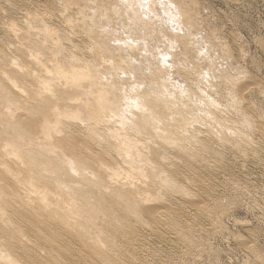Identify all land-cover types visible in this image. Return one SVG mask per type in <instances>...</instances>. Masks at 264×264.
Wrapping results in <instances>:
<instances>
[{"label": "clouds", "instance_id": "9594fccd", "mask_svg": "<svg viewBox=\"0 0 264 264\" xmlns=\"http://www.w3.org/2000/svg\"><path fill=\"white\" fill-rule=\"evenodd\" d=\"M177 6L188 25L177 37V59L186 53L202 62L204 47L222 63L218 89L227 118L198 126L163 120L168 132L159 137L154 166L141 169L131 186H114L78 160L79 183L70 185L57 225L74 247L55 264H264V15L255 27L217 24L200 0ZM196 29L207 44L190 41ZM197 99L209 106L206 93ZM151 118L145 113V122ZM37 147L21 138L25 168L44 167ZM10 184L0 177V264H53L23 224L24 197Z\"/></svg>", "mask_w": 264, "mask_h": 264}, {"label": "bare ground", "instance_id": "6f19581e", "mask_svg": "<svg viewBox=\"0 0 264 264\" xmlns=\"http://www.w3.org/2000/svg\"><path fill=\"white\" fill-rule=\"evenodd\" d=\"M114 1L112 3L113 5ZM124 1L127 4H124V6H128V10L130 9V11L133 13L131 14L135 19L132 17L131 18L135 22H140L142 26L143 24L144 26H149L148 21L155 19L153 18V15L156 14L155 7H158V2L156 0ZM161 1L164 2L163 0ZM165 1L166 2L164 3V6H162L164 15L167 14L171 18H174L175 21L177 20V25H180L179 27H183V22L181 23L180 20L183 12L177 6V0ZM105 4H108V0ZM141 4H143V7L139 6ZM116 5L117 4L112 7L115 9ZM133 5H136V7H133ZM30 17L31 16H29V21ZM150 17L151 20H149ZM31 18H34L32 21L33 23L37 21H35V17ZM103 20L105 21V18ZM84 22L86 23V21H83V26H85ZM36 24L35 28L38 29V25ZM149 24L150 26L152 25L151 23ZM12 27L14 26L12 25ZM26 29L28 30V27H26ZM30 29L28 32L26 30L23 31L27 32V36L29 38ZM48 29H46V31L49 37L55 39V37H53V34L55 36V33L48 31ZM95 29L97 30L96 27ZM169 30L170 29L166 28L164 32L171 37V40L174 43H170L175 46V43H180V41L177 40V37L180 35L179 33L176 34L178 31L172 33V31L170 32ZM41 31L44 30L40 29V32ZM10 32L11 34H16L15 31L12 33V30H10ZM43 34L46 35L45 32ZM21 35L24 36V34ZM100 35L102 38L104 37L102 34ZM17 36H19L18 33ZM49 37H47V39ZM26 38L25 40H29ZM56 39L59 43L60 40L57 38V36ZM22 40L24 41L23 38ZM22 40H20V42ZM105 40L106 42L109 41V39ZM25 42L22 44L26 46L27 44H25ZM57 42L55 41L54 44ZM30 43H32L31 40L28 44L30 45ZM111 43L110 45H115ZM205 43H207V41L204 42V44ZM22 44L21 46H23ZM40 44L42 45V43ZM93 44H91V46ZM107 44L104 45L102 42L99 43V51L93 46V49L96 50V53L93 52L95 56L97 55V52L98 55L99 53L101 55V51L102 55L105 56L104 51L107 52L112 48H107V46L109 47ZM120 44L122 43L119 42L118 45ZM118 45L114 46L109 54L108 52L106 53L109 55H107L109 64H112V68H114L116 71H124L125 73H123L125 76L126 74L129 76L130 73L132 76L129 80L130 82L132 79L130 83L131 86L127 85V83V86L122 85L120 82L122 79L119 80V78L117 79L120 83L118 81L115 82L111 77L112 75L109 76L110 74L107 73L109 72L108 70L111 71V66L109 68L107 63H103L106 68H109H107V72H105L106 68L103 70V65L100 67L96 66V63H94L95 65L91 64L93 60L91 61L90 58H92L94 55H92L91 50L90 54L87 53L89 56H92L90 58L87 57L91 63L86 61V59L81 60L82 57L79 59V56L77 57L75 54L73 55V51V53L70 52V56H67L69 62L66 63L65 67L61 65V63L58 61L59 59H55V56L52 57V60L49 58L51 63L49 62L48 64L46 63L48 60L45 59L46 62H44L37 54L32 53L33 51L26 54L27 58L31 60V64L33 65L31 67H28L27 64L23 60H20L16 55L12 54V57H8L6 53H0V165H2L0 166V177H6L7 180L11 181L9 187L14 186L15 190L19 191L20 195L24 197L22 210L26 211L22 217V222L33 230L38 239L41 253L46 259L53 261V264H55L56 261H62L64 259L62 253L67 254V252L70 250L67 249L66 243L64 241H61V243L58 242V240L62 239L63 237L73 240L70 234L61 232L57 225L59 223V208L64 203V197L69 192L70 185L79 183L78 175L76 174L77 169L75 167L77 161L79 160L88 162L93 170V174L103 173L105 178L108 179V181L114 186L118 187L124 183H128L131 186V184L135 182L136 177L141 169L154 166L153 157L157 152L160 151L159 145L164 143V140L159 139V137H165L166 133L168 132V129L163 126L162 121L168 120L173 124V126L179 125L183 121L184 123H187L189 126H191L192 122L190 120L195 119L192 114V117L190 114H184L185 109L183 112L182 108L178 107V102L180 99H183V97L181 98L172 92L169 93V87L167 89L164 86L165 84L163 85L162 83H157L160 80L159 78L158 81L155 80L157 81L155 85L157 84L159 87L161 85L163 88L161 91L151 89L147 84V80L144 81V79L138 78L137 75L134 74L135 71H133L134 67L132 68V64L136 63V55H129V50L128 52L126 50L129 48L130 52L132 53L135 51H140L141 54L139 55H142V53L145 51L142 47L143 44H141L142 48H140V44L124 43L121 46ZM33 46L34 44H32V47ZM36 46L40 45L37 44ZM97 46L98 44L96 47ZM54 47L56 48V45H54ZM41 48L38 49L40 50ZM59 48L57 49L59 50ZM48 49L49 48L46 46V49H42L40 51L41 53L39 52L38 54L42 55V52H44V55L46 50V56H48V53H50V51L48 52ZM29 50L30 49H28V52ZM50 50L52 52L54 49L51 47ZM145 52L147 53L149 51ZM51 55L49 56L51 57ZM177 57L178 56H176V59ZM172 58L175 59L171 53H161V55H158L159 63H157L161 71H158L159 73L162 74L163 71L167 72V70H171L169 68H172L174 64L173 62L170 64L171 62L169 59ZM142 59L143 58H141V60ZM155 60L157 61V59ZM178 63L179 62H177V64ZM180 64L182 65V63ZM158 66L156 67L157 69L155 68L156 70H159ZM175 66L173 67L174 69ZM130 67L133 70H131ZM167 67L168 69H166ZM164 72L163 74L165 75ZM148 73L151 74V72ZM141 75L142 74H140V76ZM163 79L165 80V78ZM200 79L202 80V78ZM22 84L25 87H21ZM151 84L154 85V83ZM183 91L181 92L185 93L184 98L193 94L187 93V90L184 89ZM26 92L30 95L24 96ZM193 95L190 96V98L192 97L193 99ZM21 96H24L25 102L23 103L19 100V97ZM196 101H193L195 103V108L198 106ZM189 102H192V100ZM214 103L215 102L212 104ZM211 106L209 107L211 108ZM210 112H212V110ZM145 113L152 114V118L148 122H145ZM212 114H214V112H212ZM186 115H189V119L186 117ZM211 123L213 122L211 121ZM22 137L27 138L29 142H34L36 145H38L36 149L37 152H42L43 157L46 158L42 159V164L44 167L41 170L37 171L33 169H27L22 164V157L19 156L17 151ZM149 141H151V143H149ZM85 171H87V169H85ZM17 203L19 204L20 201H17ZM53 253H55L56 256H54Z\"/></svg>", "mask_w": 264, "mask_h": 264}, {"label": "rangeland", "instance_id": "374dc122", "mask_svg": "<svg viewBox=\"0 0 264 264\" xmlns=\"http://www.w3.org/2000/svg\"><path fill=\"white\" fill-rule=\"evenodd\" d=\"M113 1L114 0H108V4H105V3H107V0H103V1L102 0H0V53H6V55L8 57H12V54L16 55L20 60H23L27 64L28 67H31L33 65L31 64V60L29 58H27L26 54L33 51L32 53L37 54L40 58H42V60L44 62H46V60H48L46 62L48 64H49V62L51 63V61H49V58H50V60H52V57L55 56L56 57L55 59L56 60L59 59L58 61L61 63L62 66L65 67L66 63L69 62V60L67 59V56H70L71 53H73V51H74L73 55L75 54V56H77V57L79 56L78 57L79 59L82 57L81 60L86 59V61H89V63H91L90 60L91 61L93 60V62L91 64L96 63V66H100V67H101V65H103V70H104V68H106V66L104 64L107 63L109 68L111 66V68H110L111 71L108 70L109 68L107 67L108 69L106 68L105 72H107V70H108L109 72H107V73L110 74L109 76L112 75L111 77L113 78V80L115 82H117L118 81L117 78H119V80L122 79L120 81L122 85L131 86L130 83H131L132 79L130 82H129V80H130V77H132V76L130 75V73H129V76L127 74L125 76L124 71H121V70L116 71L114 68H112L113 65L109 64V59H108L107 55L110 53L112 48H114V46H117L119 44V42H121L122 44H120L118 46H121L124 43L140 44V48L143 47L144 48L143 50L149 51V52L146 53L144 51L142 53V55H139V54H141L140 51H138V52L135 51L134 53H132V52H130L129 48L126 50L127 52L129 50V52H128L129 55L133 56V54H134L137 56V57L135 56V58H136L135 62L136 63L132 64L133 65L132 68L134 67V70L130 67V69L135 71V73L133 71H131V72H133L135 75H137L138 78H142V79H144V81L147 80V84L153 90L156 89L157 91H161L163 89L161 87V85H160V87L157 86V84L155 85V83L160 79L157 83L158 84L162 83L163 85L165 84L164 86L167 89L169 87V89H170V90H168L169 93L172 92L173 94H177L181 98L183 97L184 101H183V99H180L181 102L180 101L178 102V107L182 108L183 112L185 109L184 114L185 113L190 114L191 117L193 115V117L195 119L190 120V121L192 123L196 122L197 126H198L199 122H202L205 120L208 121L209 124H212L211 121L219 123L221 120L226 119L227 113H225L223 111V109H224L223 94H222L221 90L218 89V83H219L218 77L220 76V74L223 70L222 63L219 62V60H213L212 57H209L208 53L204 47H201V49L199 50V53H198V55L201 58H204L202 60V62L201 61H193L191 58H189L187 56L186 53L180 59H176V56L180 55L176 51L177 48L179 47V45H178L179 43H177V44L175 43V46L173 44H171L170 42H172V43H174V42L171 40V37L168 36L164 32V30H166V28H168V29H170L169 30L170 32L172 31V33H175V31L176 32L178 31L176 34L179 33V35H181V33H184V31L188 27L187 23H185V20H184V15H183L184 13L182 14L183 19H182V16L180 19L181 23L182 22L184 23V24L182 23V26L184 27L183 28V27H179L180 25H177V20L175 21L174 18H171L167 14L164 15V10H163L162 6H164V3L166 1L163 0L164 2H162L160 0V2H159V0H156L158 2V7H155L156 17H155V15H153L154 16L153 18H155L154 20H151V17H150L149 20H151V21H148V25L150 26L149 23H151L152 25L149 28V26H147V25L144 26V24H143V26H142V24L140 22H135L134 20H132V18L133 19H135V18L132 17L133 13L130 11V9L128 10V6H124V4H126L124 0L123 1L119 0L121 2V4L118 0L114 1V5L117 4L115 6L116 10L114 9V7H112V6H114L112 4ZM200 3L202 5V7L206 8L208 10V18H209L210 22H214L217 24L225 22L227 20V21H231L234 24H239L240 26H243L244 24H249V25L255 27L257 24L258 18L261 17L262 15H264V0H200ZM110 10H112V11H110ZM126 13H129V14H126ZM105 15H106V17H105ZM108 15L111 19L108 17ZM29 16L35 17V21L37 20L36 21L37 24L35 21H34L35 23L32 22L34 20V18L32 19L30 17V21H29ZM104 18H105V21L103 20ZM25 20H26V22H25ZM83 21H86V23L84 22L85 26L82 25ZM30 22L34 25V28ZM68 22H70V23H68ZM18 24H19V27H18ZM35 24L38 25L37 26L38 29L35 28L36 27ZM185 24H186V26H185ZM12 25L14 27H12ZM22 25H23V28H22ZM25 26L28 27V30L31 28L29 31L30 38L27 36L28 30L26 29ZM93 26H94V28H93ZM97 26H99V27H97ZM95 27L97 28V30L95 29ZM146 27H147V29H146ZM10 28H12V29H10ZM18 28H19V30H18ZM44 28H46V29L49 28L48 31H50V32L52 31V33H55V36L53 34V37H55V39L49 37L46 29H44ZM9 29L12 30V33L15 31L16 34L15 33L14 34L16 36L14 34H11ZM20 29H22V30H20ZM40 29L44 30V31L40 32ZM93 29L95 30V32ZM24 30H26L27 32L26 31L23 32ZM32 30H34V31L36 30V31L34 32ZM197 31H198V33H197ZM9 32H10V34H9ZM42 32L43 33L45 32L46 35L43 34ZM200 32H202L201 29H196V30L191 31V36L189 39H190V41H192L194 43V45H196V44L200 45L202 42H203V44H204V42H206L204 36ZM17 33L19 36H17ZM41 33H42V35H41ZM21 34H24L25 37ZM56 34H58V35H56ZM100 34H102V36H104V37L102 38ZM56 36L60 40L62 45L60 44V42L59 43L57 42L58 40L56 39ZM16 37H18V38H16ZM47 37H49V38L47 39ZM22 38L24 39V41L22 40ZM25 38L29 39V40H25ZM50 38H51V40L52 39L53 40L51 41ZM32 39H33V41H32ZM105 39H107V40L109 39L110 43L112 41L111 44H115V45H113V46L110 45L109 41L106 42ZM20 40H22V41L20 42ZM30 40L32 43H30V45H29L28 43L30 42ZM167 40H170V41H167ZM55 41L57 42L56 44H54ZM216 41L218 44H221V46H226V45L222 44V42L219 40V37H216ZM24 42H25V44H27L26 45L27 47L24 44H22ZM101 42L104 43V45H106L108 43L107 45H109V47L107 46V48L112 47L111 50L110 49L108 51L106 50L108 52V54H106L107 52L104 51V54L107 58L104 55H102V51H101V55L99 53L100 57L98 55V52H97L96 56L94 54V53H96V50L99 49V43H101ZM20 43L23 46H21ZM36 43L40 46H36L37 45ZM40 43H42V45ZM93 43L94 44L97 43L98 46L96 47L97 44L94 45ZM32 44H34V46L36 48L34 46L32 47ZM52 44L56 45V48ZM57 44H58V47H57ZM91 44H93V45L91 46ZM141 44H143L144 46L142 45V47H141ZM205 44H207V43H205ZM176 45H178V46H176ZM43 46L45 49H46V46H47V48H49L48 52L50 51V53H48V54L49 55L52 54L51 57L49 55H48L49 57L46 56L47 55L46 50H45L44 55H43L44 52H42V55L38 54L42 49H44ZM50 46L52 47V49L55 50V51L54 50L52 51L53 53L50 50L51 49ZM59 46H60V48H59ZM93 46L96 50L93 49ZM25 47H26V49H25ZM38 48H41V49L39 50ZM57 48H59V50ZM28 49H30L29 52H28ZM156 49H158V50H156ZM63 50L66 52H64ZM70 50H72V51H70ZM90 50L92 51V55L94 54L93 57L91 55L90 56L88 55V54H90ZM10 53H11V55H10ZM22 53H23V55H22ZM112 53H116V52H112ZM161 53H163V54L164 53H171L174 56V58L177 60L176 61L173 58L169 59V61L171 62L170 64H172V62H173L174 66H175V64H176V66H175V69L173 68L174 67L173 66L172 68H169L171 70H167V72L163 71L165 73V75L163 74V72H162V74L159 73L161 71H160V68L158 66V63H159L158 62V55H161ZM58 54H59V56H58ZM152 56L154 58L156 57L155 59H157V61ZM87 57L88 58L92 57V58H90V60H88ZM101 57L102 58L104 57L105 59L103 58L104 59L103 60ZM97 58H98V60H97ZM141 58H143V59L141 60ZM94 59H95V62H94ZM150 59H151V61H150ZM207 59H209V60H207ZM117 60H118V57H117ZM138 60H140V61H138ZM184 60H187L188 62L183 63L182 61H184ZM139 62H141V63H139ZM154 62L155 63L158 62V63L155 64ZM177 62H179V63L177 64ZM151 63H154V64H151ZM180 63H182V67L178 68L177 65H181ZM144 64H146V65H144ZM208 65H210V66H208ZM151 66H152V68H151ZM157 66H158L159 70H156ZM141 67H142V69H141ZM143 67H144V69H143ZM183 68H184V70H183ZM166 69H168V67ZM151 70H153V71H151ZM112 72H113V74H112ZM114 72H115V74H114ZM148 72H151V74ZM157 72H158V74H157ZM146 73H147V75H146ZM140 74H142V75L140 76ZM149 74H150V76H149ZM156 74H157V76H156ZM166 74H168V75H166ZM204 75H205V77H204ZM109 76H108V78H109ZM142 76H145V77H142ZM153 77H154V79H153ZM184 77H188V79L186 80ZM197 77H199V78H197ZM124 78H125V80H124ZM163 78H165V80ZM168 78H169V81H168ZM200 78H202V80ZM151 80H153V81H151ZM155 80H157V81H155ZM126 83H127V85H126ZM151 83H154V85ZM199 85H203V86L201 87ZM194 86L196 88H198V90H194ZM183 89L187 90V93H189V94L190 93L195 94V95L192 94L194 96L193 99H192V97L190 98V96H192V95H189V94H188L189 96H186V98L188 100L186 98H184L185 93L181 92V91H183ZM205 93L207 95L208 100L211 99V100H209V103H210L209 106H211V105L213 106V107L211 106V108L209 106L207 108H203L202 107L203 100H201V102H200V100L198 101V99H197V97L199 95L205 94ZM191 100H192V102L196 101V104L198 105V106L197 105L196 106L198 109L195 108L194 102L193 103L189 102ZM175 102H177V101H175ZM213 102H215L214 103L215 105L212 104ZM187 105L189 108L187 107ZM191 107H193V108H191ZM204 110H205V112H204ZM211 110H212V112H214V114H212V112H210ZM188 116L186 115L187 118H188ZM207 116H209V117H207ZM192 123H191V125H192ZM61 241H64L66 243L67 249H71L72 247H74V241L70 240V238L63 237L62 239L58 240V242H61ZM53 255L56 256L55 253H53Z\"/></svg>", "mask_w": 264, "mask_h": 264}]
</instances>
